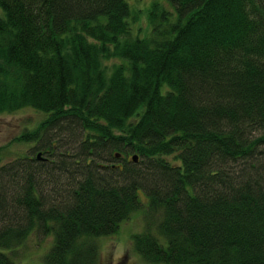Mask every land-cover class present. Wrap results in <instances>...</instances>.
<instances>
[{"label": "trees", "instance_id": "1", "mask_svg": "<svg viewBox=\"0 0 264 264\" xmlns=\"http://www.w3.org/2000/svg\"><path fill=\"white\" fill-rule=\"evenodd\" d=\"M166 1L140 39L125 0H0V113L46 115L0 154V264H101L142 207L147 264H264V0Z\"/></svg>", "mask_w": 264, "mask_h": 264}, {"label": "rangeland", "instance_id": "2", "mask_svg": "<svg viewBox=\"0 0 264 264\" xmlns=\"http://www.w3.org/2000/svg\"><path fill=\"white\" fill-rule=\"evenodd\" d=\"M128 4L131 17L130 24L133 35L140 39L148 38L151 33L148 11L151 4L158 3L161 8L170 13V22L177 20L174 7L166 0H125ZM0 15L2 10L0 8ZM134 17V21L132 19ZM118 60L114 58L103 60L102 64L111 69ZM46 115L32 108H22L11 113H0V154L3 162L29 155L33 143H25L19 138L26 132L34 130ZM38 154V153H37ZM170 162H178L175 156H167ZM177 160V161H176ZM142 205H147V198L138 192ZM146 208V206H145ZM144 207L133 212L130 218L122 222L115 234L95 238L99 260L101 264H147L133 251L131 240L133 235L144 231ZM146 210V209H145ZM145 213V212H144ZM53 241L52 236L42 240L31 236L21 247L17 248L12 259L14 264H42V257L46 254Z\"/></svg>", "mask_w": 264, "mask_h": 264}, {"label": "water", "instance_id": "3", "mask_svg": "<svg viewBox=\"0 0 264 264\" xmlns=\"http://www.w3.org/2000/svg\"><path fill=\"white\" fill-rule=\"evenodd\" d=\"M37 158H38V159L41 158V154H40V153L37 154ZM132 160H133L134 162H136L137 157H136V156H133V157H132Z\"/></svg>", "mask_w": 264, "mask_h": 264}]
</instances>
